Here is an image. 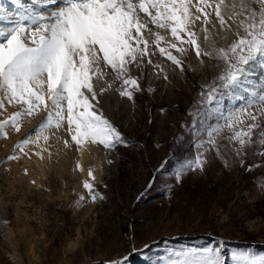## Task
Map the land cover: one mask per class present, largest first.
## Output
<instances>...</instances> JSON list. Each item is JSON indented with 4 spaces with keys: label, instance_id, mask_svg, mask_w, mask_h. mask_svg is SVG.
<instances>
[{
    "label": "rangeland",
    "instance_id": "1",
    "mask_svg": "<svg viewBox=\"0 0 264 264\" xmlns=\"http://www.w3.org/2000/svg\"><path fill=\"white\" fill-rule=\"evenodd\" d=\"M227 3L243 18L241 0ZM3 7L5 19L23 11L10 0ZM220 35L228 39L217 36V48L231 43V33ZM151 48L152 64L145 57L142 66L130 67L141 89L132 100L119 94L121 82L107 70L112 87L99 97V107L126 143L107 149L87 144L86 173L76 167L79 151L66 124L46 131L41 156L32 145L25 147L27 155L15 149L43 114L0 138V264H111L125 257L127 264H180L205 249L218 252L224 264L242 253L264 255V156L257 155L264 146L253 144L237 155L227 130L217 137L219 155L207 143L205 130L224 123L217 114L234 107L228 89L217 93L218 103L201 95L203 85L219 84L215 78L224 65L207 57L201 64L190 49L181 71ZM253 74L264 79L259 66ZM17 110L6 103L4 115ZM198 155L202 169L184 170L177 180ZM90 169L95 201L83 187Z\"/></svg>",
    "mask_w": 264,
    "mask_h": 264
},
{
    "label": "snow or ice",
    "instance_id": "2",
    "mask_svg": "<svg viewBox=\"0 0 264 264\" xmlns=\"http://www.w3.org/2000/svg\"><path fill=\"white\" fill-rule=\"evenodd\" d=\"M4 2L0 0V21L6 15ZM10 2L23 11L18 18L10 17L7 24L0 25V138L8 137V128L20 132L25 118L43 114L37 127L15 145L16 150L27 155L25 147H41L40 141L46 143L49 139L45 134L49 128L60 129L65 124L78 151L89 143L106 149L126 143L100 109L99 97L112 87V82L106 79L110 70L114 79L121 82L119 94L132 100L134 92L141 89L138 78L130 75V67L142 66L145 57L152 64L153 45L181 71V57L190 49L201 64L207 57L224 65L215 78L219 84L203 85L207 91L201 92L210 104L219 102L220 89L234 94L231 101L234 107L221 109L216 116L224 123L205 130L207 143L216 148L218 155L217 137L225 130L230 133L225 139L237 155L253 144L264 146V79L253 74L257 66L264 73V0H241L240 19L233 11L236 5L229 6L226 0ZM209 10L215 13L211 20ZM197 22H201L199 31L194 30ZM162 31L171 39H166ZM221 33H231L232 41L217 48V36L228 39ZM6 103L19 106V110L5 116ZM254 106L255 112L251 111ZM64 143L68 146V141ZM46 150L41 147L35 154L41 156ZM257 155L264 156V151ZM203 163L198 155L195 164H186L176 173L177 180L184 170L202 169ZM80 168L77 162V169ZM88 177L83 187L95 201L98 194H93L91 169ZM191 256L180 264H224L219 253L212 249ZM111 264H127V257ZM234 264H264V255L242 253L236 256Z\"/></svg>",
    "mask_w": 264,
    "mask_h": 264
},
{
    "label": "bare ground",
    "instance_id": "3",
    "mask_svg": "<svg viewBox=\"0 0 264 264\" xmlns=\"http://www.w3.org/2000/svg\"><path fill=\"white\" fill-rule=\"evenodd\" d=\"M226 3H227V0H226ZM21 11V10H20ZM195 11V9H193V12ZM214 16H215V13H214V11H212L211 12V14H210V17H211V19H213L214 18ZM7 22H8V19H4L3 21H1L0 22V25H3V24H7ZM201 24V23H200ZM201 26L198 24V22H197V25H196V27H195V29L194 30H196V31H198L199 30V28H200ZM161 46H165L164 44H162ZM161 60V59H160ZM37 126V125H36ZM42 142V141H41ZM40 145L42 146V144L40 143ZM33 146V149H34V152L36 153L37 151H39V149L41 148V147H37L36 145H32ZM31 146V147H32ZM86 145H84V146H82L81 148H80V150H79V154H78V157H77V159H76V167H77V162H79V164L81 165V168L80 169H78V171L82 174V173H86V167H85V158H86ZM73 245H72V243H71V247H72Z\"/></svg>",
    "mask_w": 264,
    "mask_h": 264
}]
</instances>
